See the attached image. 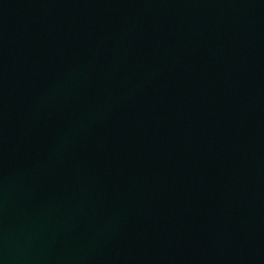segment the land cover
I'll use <instances>...</instances> for the list:
<instances>
[{
  "label": "water",
  "instance_id": "water-1",
  "mask_svg": "<svg viewBox=\"0 0 264 264\" xmlns=\"http://www.w3.org/2000/svg\"><path fill=\"white\" fill-rule=\"evenodd\" d=\"M0 264H264V0H0Z\"/></svg>",
  "mask_w": 264,
  "mask_h": 264
}]
</instances>
